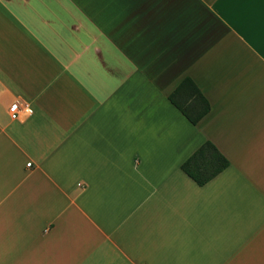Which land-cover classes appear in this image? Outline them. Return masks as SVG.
Instances as JSON below:
<instances>
[{"label": "crops", "instance_id": "0c3cea01", "mask_svg": "<svg viewBox=\"0 0 264 264\" xmlns=\"http://www.w3.org/2000/svg\"><path fill=\"white\" fill-rule=\"evenodd\" d=\"M256 127L264 0H0V264H264ZM207 140L230 166L198 186Z\"/></svg>", "mask_w": 264, "mask_h": 264}, {"label": "trees", "instance_id": "16d2710c", "mask_svg": "<svg viewBox=\"0 0 264 264\" xmlns=\"http://www.w3.org/2000/svg\"><path fill=\"white\" fill-rule=\"evenodd\" d=\"M170 103L194 126L210 112L207 98L194 80L185 78L168 97ZM230 166V161L210 140L205 141L181 165L182 171L198 186H204Z\"/></svg>", "mask_w": 264, "mask_h": 264}, {"label": "rangeland", "instance_id": "374dc122", "mask_svg": "<svg viewBox=\"0 0 264 264\" xmlns=\"http://www.w3.org/2000/svg\"><path fill=\"white\" fill-rule=\"evenodd\" d=\"M10 107V106H9ZM8 112H9V108H8ZM10 115V114H9ZM230 123V122H229ZM255 133L252 134V136L249 138L248 142H259V143H264V128L262 127H256ZM256 154H260L261 157H264V145H258V148L255 150ZM264 161V160H263ZM222 210V208H221ZM223 211V210H222Z\"/></svg>", "mask_w": 264, "mask_h": 264}, {"label": "built area", "instance_id": "2783aa9c", "mask_svg": "<svg viewBox=\"0 0 264 264\" xmlns=\"http://www.w3.org/2000/svg\"><path fill=\"white\" fill-rule=\"evenodd\" d=\"M21 111H22V109H21L20 105L17 102L11 104L10 107H9V114H10L11 119L12 120L20 119ZM25 112L28 113V114L29 113L31 114V110L28 109V108L25 109ZM28 166L30 167L31 164H28Z\"/></svg>", "mask_w": 264, "mask_h": 264}]
</instances>
